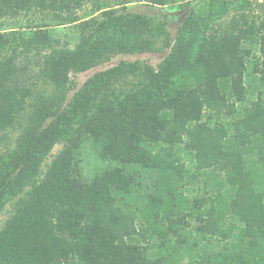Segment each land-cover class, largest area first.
<instances>
[{
    "label": "trees",
    "instance_id": "16d2710c",
    "mask_svg": "<svg viewBox=\"0 0 264 264\" xmlns=\"http://www.w3.org/2000/svg\"><path fill=\"white\" fill-rule=\"evenodd\" d=\"M8 201L0 264H264V0H0Z\"/></svg>",
    "mask_w": 264,
    "mask_h": 264
},
{
    "label": "rangeland",
    "instance_id": "374dc122",
    "mask_svg": "<svg viewBox=\"0 0 264 264\" xmlns=\"http://www.w3.org/2000/svg\"><path fill=\"white\" fill-rule=\"evenodd\" d=\"M262 1V0H259ZM129 10L145 13L151 16H154L156 18L164 19L168 23V29L172 33V35L175 34L177 28L181 24L182 20L187 14V6L180 5V3H175L172 5H165V6H153L145 2H139V1H132L127 4ZM72 26H54V30L56 31V34L60 36L63 40H68L70 42V46H74V44L77 41L76 35L73 34V31L71 30ZM168 50L165 51H157V52H149V53H143V54H119L117 56H114L109 61L92 68L88 71L81 72V73H73L71 75V79L74 85V89H77L83 85L85 80L91 76L96 71L108 68L110 66L118 64L122 60H141V61H147L154 66H156L161 59L165 56ZM62 147L61 144H56L52 153H56L60 148ZM83 166L86 175H91L95 171V169L98 166H101L103 163H101L96 157L94 152L86 148L84 149L83 153ZM44 168V166H43ZM201 185V184H200ZM12 201H8L2 210H0V227L2 226L4 220L8 217L9 212L12 208ZM187 259H184L186 261Z\"/></svg>",
    "mask_w": 264,
    "mask_h": 264
}]
</instances>
